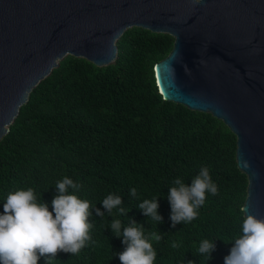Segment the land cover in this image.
<instances>
[{
    "label": "trees",
    "instance_id": "1",
    "mask_svg": "<svg viewBox=\"0 0 264 264\" xmlns=\"http://www.w3.org/2000/svg\"><path fill=\"white\" fill-rule=\"evenodd\" d=\"M172 44L167 34L134 27L116 42V58L108 66L66 56L8 126L0 141V214L9 193L29 188L52 211L55 186L65 176L80 185L69 194L105 213L99 217L92 210L91 239L77 255L58 253L51 264H121L117 254L125 246L110 229L117 219L123 227L129 220L143 226L157 252L154 264H224L240 233L247 179L236 165L235 136L221 121L158 93L153 65ZM201 168L209 170L217 194L206 193L195 220L173 227L169 188L178 177L190 186ZM132 188L137 197L129 195ZM109 194L121 197L126 215L103 209ZM157 196L158 224L137 208ZM155 232L161 240L151 238ZM203 239L216 245L209 261L197 252Z\"/></svg>",
    "mask_w": 264,
    "mask_h": 264
},
{
    "label": "water",
    "instance_id": "2",
    "mask_svg": "<svg viewBox=\"0 0 264 264\" xmlns=\"http://www.w3.org/2000/svg\"><path fill=\"white\" fill-rule=\"evenodd\" d=\"M134 27L173 38L158 93L235 136L243 216L264 219V0H0V141L60 60L108 66Z\"/></svg>",
    "mask_w": 264,
    "mask_h": 264
},
{
    "label": "clouds",
    "instance_id": "3",
    "mask_svg": "<svg viewBox=\"0 0 264 264\" xmlns=\"http://www.w3.org/2000/svg\"><path fill=\"white\" fill-rule=\"evenodd\" d=\"M173 184L175 186L169 188L167 195L173 227L195 220L198 209L205 203L206 193L216 195L218 191L207 168H201L190 186L179 177L173 180ZM55 189L57 194L51 200L52 211H49L47 203L37 200L32 188L6 196L3 214H0V264H38L41 257L45 258V264H51L58 253L77 255L90 241L92 222H89V217L92 210L99 217L105 213L89 201L69 194L70 189L79 191L80 185L67 176L57 182ZM129 195L137 197V190L130 189ZM158 197L145 199L137 206L144 217H150L156 224L162 222L157 212ZM101 205L109 215L113 209H118L121 215L129 211L120 207L121 197L113 194L107 195ZM110 229L125 246L117 254L121 264H154L157 252L145 237L142 225L129 220L128 226L123 227L117 219L111 222ZM151 238L159 241L162 235L155 232ZM171 246L179 247L175 242ZM215 248L213 240L203 239L197 252L209 261ZM224 264H264V219L251 214L243 216L240 233L232 240Z\"/></svg>",
    "mask_w": 264,
    "mask_h": 264
}]
</instances>
